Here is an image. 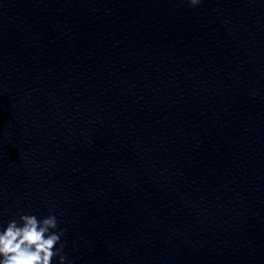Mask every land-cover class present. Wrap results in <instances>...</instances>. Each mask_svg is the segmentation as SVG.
I'll list each match as a JSON object with an SVG mask.
<instances>
[{
    "label": "water",
    "instance_id": "obj_1",
    "mask_svg": "<svg viewBox=\"0 0 264 264\" xmlns=\"http://www.w3.org/2000/svg\"><path fill=\"white\" fill-rule=\"evenodd\" d=\"M50 210L65 264H264V0H0V231Z\"/></svg>",
    "mask_w": 264,
    "mask_h": 264
},
{
    "label": "clouds",
    "instance_id": "obj_2",
    "mask_svg": "<svg viewBox=\"0 0 264 264\" xmlns=\"http://www.w3.org/2000/svg\"><path fill=\"white\" fill-rule=\"evenodd\" d=\"M192 6L199 0H189ZM58 228L56 216L51 212L46 218L24 214L19 221L13 219L0 231V264H52L54 257L65 264L64 229ZM59 244V247H56Z\"/></svg>",
    "mask_w": 264,
    "mask_h": 264
}]
</instances>
